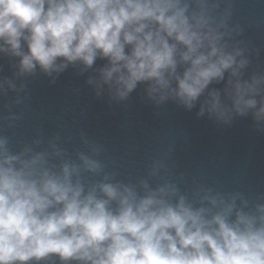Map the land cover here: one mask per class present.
<instances>
[{"label":"clouds","instance_id":"obj_1","mask_svg":"<svg viewBox=\"0 0 264 264\" xmlns=\"http://www.w3.org/2000/svg\"><path fill=\"white\" fill-rule=\"evenodd\" d=\"M236 0H0V264H264V191L189 181L161 145L121 179L104 144L81 133L15 141L28 84L70 67L109 104L138 87L159 109L198 107L264 132V69L234 22ZM97 61H103L98 65ZM14 99L8 102L9 93ZM21 106L19 111L13 107Z\"/></svg>","mask_w":264,"mask_h":264},{"label":"water","instance_id":"obj_2","mask_svg":"<svg viewBox=\"0 0 264 264\" xmlns=\"http://www.w3.org/2000/svg\"><path fill=\"white\" fill-rule=\"evenodd\" d=\"M234 8L233 20L243 29L237 39L251 52L250 71L264 69V0H236ZM0 64L11 75L7 60ZM89 74L79 75L70 67L54 84L43 75L32 80L24 119L16 128L5 129L6 134L14 137V143L41 137L42 146L59 135L61 146L71 152L83 147V133L105 145L121 179L143 175L164 144L171 148L174 173H184L189 181L219 182L246 193L264 191V132L255 130L250 116L237 117L227 126L207 116L197 118L198 107L185 111L169 102L157 109L143 99L141 87L128 101L109 104L106 96L96 97L87 84ZM13 99L10 92L6 100Z\"/></svg>","mask_w":264,"mask_h":264}]
</instances>
